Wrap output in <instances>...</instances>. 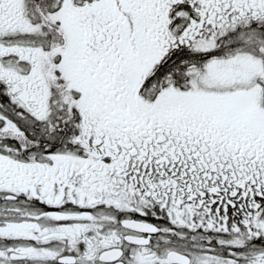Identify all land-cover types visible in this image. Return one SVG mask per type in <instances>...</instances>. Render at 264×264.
<instances>
[{"label": "snow or ice", "instance_id": "6c2138e0", "mask_svg": "<svg viewBox=\"0 0 264 264\" xmlns=\"http://www.w3.org/2000/svg\"><path fill=\"white\" fill-rule=\"evenodd\" d=\"M0 264H264V0H0Z\"/></svg>", "mask_w": 264, "mask_h": 264}]
</instances>
